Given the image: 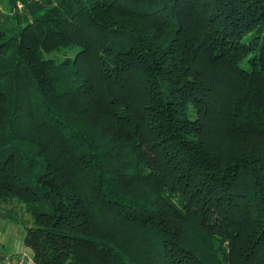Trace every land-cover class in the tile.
<instances>
[{
  "label": "trees",
  "instance_id": "obj_1",
  "mask_svg": "<svg viewBox=\"0 0 264 264\" xmlns=\"http://www.w3.org/2000/svg\"><path fill=\"white\" fill-rule=\"evenodd\" d=\"M7 1L0 204L32 262L264 264V0Z\"/></svg>",
  "mask_w": 264,
  "mask_h": 264
},
{
  "label": "rangeland",
  "instance_id": "obj_2",
  "mask_svg": "<svg viewBox=\"0 0 264 264\" xmlns=\"http://www.w3.org/2000/svg\"><path fill=\"white\" fill-rule=\"evenodd\" d=\"M9 6V7H8ZM10 8L9 2L7 0H0V18L1 14H6ZM23 3L20 0H16L14 8L11 10V15L24 16ZM72 52L67 53L68 56H72ZM60 56V58H63ZM0 212L5 214V217H12L15 221H20L22 224L20 226L14 225L6 219L0 218V247L3 251L8 253L22 252L23 250V237H24V226L31 225V218L29 214L25 211V205L17 200H14L11 204L4 206L0 204ZM0 213V214H1ZM9 214V215H8ZM25 252V251H24ZM26 253H28L26 251Z\"/></svg>",
  "mask_w": 264,
  "mask_h": 264
},
{
  "label": "built area",
  "instance_id": "obj_3",
  "mask_svg": "<svg viewBox=\"0 0 264 264\" xmlns=\"http://www.w3.org/2000/svg\"><path fill=\"white\" fill-rule=\"evenodd\" d=\"M0 264H34L26 252L19 254L0 253Z\"/></svg>",
  "mask_w": 264,
  "mask_h": 264
},
{
  "label": "crops",
  "instance_id": "obj_4",
  "mask_svg": "<svg viewBox=\"0 0 264 264\" xmlns=\"http://www.w3.org/2000/svg\"><path fill=\"white\" fill-rule=\"evenodd\" d=\"M22 244H23V241H22ZM23 247H24V246H23ZM0 250H1L2 252H6V251H3V250L1 249V247H0ZM22 250H23L22 252H24V251L26 252V251H27L25 248H23ZM17 253H19V252H15V254H17ZM20 253H21V252H20Z\"/></svg>",
  "mask_w": 264,
  "mask_h": 264
}]
</instances>
